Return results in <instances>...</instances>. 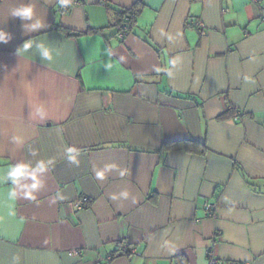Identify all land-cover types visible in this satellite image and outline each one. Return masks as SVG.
<instances>
[{"label": "crops", "instance_id": "crops-1", "mask_svg": "<svg viewBox=\"0 0 264 264\" xmlns=\"http://www.w3.org/2000/svg\"><path fill=\"white\" fill-rule=\"evenodd\" d=\"M66 1L0 0V264H264L260 5ZM136 2L119 39L108 5ZM187 139L206 150L167 146ZM20 162L46 164L30 197L3 178Z\"/></svg>", "mask_w": 264, "mask_h": 264}, {"label": "clouds", "instance_id": "clouds-1", "mask_svg": "<svg viewBox=\"0 0 264 264\" xmlns=\"http://www.w3.org/2000/svg\"><path fill=\"white\" fill-rule=\"evenodd\" d=\"M11 15L13 17L20 18L22 21H31L35 15V9L32 4H25L21 7L14 8ZM23 26L30 27L32 31H35L44 27V24L42 21L37 20L30 25L24 24ZM9 39L10 35L5 31L0 30V42H7ZM24 47H31V43H26ZM36 47L39 50L42 59L50 58V51L47 47H45L43 44H37ZM45 169L46 164L44 162L37 163L35 167H33L30 163L24 162L10 164L5 171L3 178L6 180L10 178L13 185H19L23 189H28L24 192V195L26 197H30L34 192L33 190H36L40 187V181L37 174L44 172ZM98 175H102V173H98ZM29 179L34 181V183H31L30 185L23 183V181ZM12 194L15 195V192Z\"/></svg>", "mask_w": 264, "mask_h": 264}, {"label": "built area", "instance_id": "built-area-1", "mask_svg": "<svg viewBox=\"0 0 264 264\" xmlns=\"http://www.w3.org/2000/svg\"><path fill=\"white\" fill-rule=\"evenodd\" d=\"M102 1H104V0H102ZM251 1L260 5V7L262 9V18L264 19V7L260 3V0H251ZM59 4L62 8L69 7V3L66 0H60ZM198 25L202 26V23H199ZM127 32H128V27L126 24H123L121 26V29L117 32V37L119 39H123L124 35ZM236 117H238V114L235 116V118ZM86 200H87L86 197H80L77 201H71L68 204L71 206L72 205L76 206L78 209H81V208H83ZM202 206H203V209L205 212V216L210 217V218L215 217V215H216L215 211L217 208L216 202L204 201ZM119 252L123 255L138 254L136 247L128 246V243L126 240L120 241ZM69 253L71 255H79L81 253V250L74 248V249H70ZM208 264H249V263L248 262H241V261H223V260H220L217 257H215L213 251H209Z\"/></svg>", "mask_w": 264, "mask_h": 264}, {"label": "trees", "instance_id": "trees-1", "mask_svg": "<svg viewBox=\"0 0 264 264\" xmlns=\"http://www.w3.org/2000/svg\"><path fill=\"white\" fill-rule=\"evenodd\" d=\"M106 0H104L103 2H105ZM109 10L112 11L113 15H114V23L113 25L116 26L117 28V32L121 29V26L123 24H126L128 27V30L131 28L132 23L139 11V5L136 2L134 5H132L129 8H117L115 6L112 5H108ZM67 34L69 35H74V33H71L69 31H66ZM228 111L225 110V112ZM225 112H223V114L219 115V118H222L225 116ZM237 113H235L234 116H236ZM167 146L170 147H178V148H183L186 149L188 151H198L200 153H203L206 150V145H204V143L196 141L194 139H187L185 141L182 142H174V143H169Z\"/></svg>", "mask_w": 264, "mask_h": 264}]
</instances>
